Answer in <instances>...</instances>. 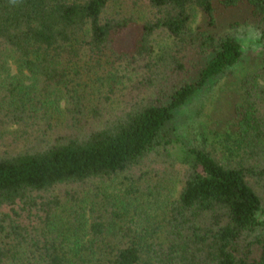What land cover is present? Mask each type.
<instances>
[{"label":"trees","instance_id":"1","mask_svg":"<svg viewBox=\"0 0 264 264\" xmlns=\"http://www.w3.org/2000/svg\"><path fill=\"white\" fill-rule=\"evenodd\" d=\"M224 12L260 66L219 146L180 154L168 125L243 56ZM124 175L142 204L94 192ZM263 210L264 0H0V264H264Z\"/></svg>","mask_w":264,"mask_h":264},{"label":"rangeland","instance_id":"2","mask_svg":"<svg viewBox=\"0 0 264 264\" xmlns=\"http://www.w3.org/2000/svg\"><path fill=\"white\" fill-rule=\"evenodd\" d=\"M138 6L133 7L134 13L142 19H147L149 17L147 8L142 3ZM242 20L243 16L240 13H220L216 27L211 28L218 35L234 34L235 39L241 45L243 56L236 66L228 68L222 75L211 80L190 99L168 125L167 129L177 139V153L181 154L185 148L194 147L204 142L219 146V140L229 132V121L233 108L235 105H239L243 98L242 81L248 73L260 66V50L263 46L261 37L253 29L244 26L231 27L235 22ZM204 24L203 14L194 10L192 27L195 29ZM156 43L164 46L168 44V40L157 38ZM201 64L203 65V63ZM11 74L23 77L14 65H11ZM130 184L129 176L124 175L112 181L97 184V189L95 185L94 192L100 194L102 200L105 198L107 203L110 200L113 203L121 202L122 204L124 202V205L131 201L130 197H137L135 204L138 206L146 200L148 192L140 190L143 184H137L135 189L137 194L130 196L127 194L128 192L132 194ZM147 185L153 187L155 183L149 182ZM169 186L164 191H162L163 189L159 191V198L164 199L170 195H178L181 189L179 182H171ZM258 217L264 224V210Z\"/></svg>","mask_w":264,"mask_h":264}]
</instances>
